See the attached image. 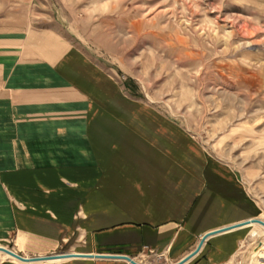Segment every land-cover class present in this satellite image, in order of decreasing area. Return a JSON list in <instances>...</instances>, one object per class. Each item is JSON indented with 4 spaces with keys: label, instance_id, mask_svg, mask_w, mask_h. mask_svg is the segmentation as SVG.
<instances>
[{
    "label": "crops",
    "instance_id": "obj_1",
    "mask_svg": "<svg viewBox=\"0 0 264 264\" xmlns=\"http://www.w3.org/2000/svg\"><path fill=\"white\" fill-rule=\"evenodd\" d=\"M35 2L0 0V245L71 255L0 264H233L262 214L238 172L37 26Z\"/></svg>",
    "mask_w": 264,
    "mask_h": 264
},
{
    "label": "rangeland",
    "instance_id": "obj_2",
    "mask_svg": "<svg viewBox=\"0 0 264 264\" xmlns=\"http://www.w3.org/2000/svg\"><path fill=\"white\" fill-rule=\"evenodd\" d=\"M31 17L238 172L264 220V0H36ZM263 243L253 227L233 264Z\"/></svg>",
    "mask_w": 264,
    "mask_h": 264
},
{
    "label": "water",
    "instance_id": "obj_3",
    "mask_svg": "<svg viewBox=\"0 0 264 264\" xmlns=\"http://www.w3.org/2000/svg\"><path fill=\"white\" fill-rule=\"evenodd\" d=\"M250 223H257V224L264 226V220L259 219V218H253V219L245 222V224H250ZM205 238H206V236L203 238V240L201 241V243L199 244L197 249L193 252V254H195L200 249ZM0 251L5 252V253L15 257L16 259H18L20 261H24V262L58 259L61 257H66V256L71 255V254H53V255H48V256H36V257L29 258V257H24V256L16 253L15 251H13L12 249L6 248L4 246H0ZM113 257L125 258V259L129 260L132 264H140L138 261H136L135 259H133L132 257H129V256L117 255V256H113Z\"/></svg>",
    "mask_w": 264,
    "mask_h": 264
},
{
    "label": "bare ground",
    "instance_id": "obj_4",
    "mask_svg": "<svg viewBox=\"0 0 264 264\" xmlns=\"http://www.w3.org/2000/svg\"><path fill=\"white\" fill-rule=\"evenodd\" d=\"M250 224H252V225H254V226H261L263 229H264V226H262V225H260V224H257V223H250ZM2 251H0V253H1ZM2 253H4L5 255L7 254V253H5V252H2ZM254 256H255V263L256 264H264V243H263V246L261 247V249H259L258 251L257 250H254ZM8 255V256H7ZM6 256H7V258H11V257H13V256H11V255H9V254H7ZM11 256V257H10ZM13 258H15V257H13ZM16 259V258H15ZM18 260V259H17ZM50 260H54V261H57V260H55V259H50ZM41 261H47V260H41ZM58 261H59V259H58ZM36 262H38V261H36Z\"/></svg>",
    "mask_w": 264,
    "mask_h": 264
},
{
    "label": "built area",
    "instance_id": "obj_5",
    "mask_svg": "<svg viewBox=\"0 0 264 264\" xmlns=\"http://www.w3.org/2000/svg\"><path fill=\"white\" fill-rule=\"evenodd\" d=\"M147 250V249H146ZM147 255L145 254V256H147V258L151 259V264H162L159 261L162 260V258L164 257L163 253H158L154 250H147ZM140 264H143L142 262H139Z\"/></svg>",
    "mask_w": 264,
    "mask_h": 264
}]
</instances>
